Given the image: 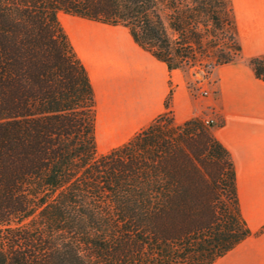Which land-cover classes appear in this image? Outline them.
<instances>
[{"label": "trees", "instance_id": "obj_1", "mask_svg": "<svg viewBox=\"0 0 264 264\" xmlns=\"http://www.w3.org/2000/svg\"><path fill=\"white\" fill-rule=\"evenodd\" d=\"M60 12L126 26L170 72L242 55L231 0H0V264H213L252 236L214 125L168 110L98 152ZM250 65L264 80V57Z\"/></svg>", "mask_w": 264, "mask_h": 264}, {"label": "crops", "instance_id": "obj_2", "mask_svg": "<svg viewBox=\"0 0 264 264\" xmlns=\"http://www.w3.org/2000/svg\"><path fill=\"white\" fill-rule=\"evenodd\" d=\"M231 2L242 55L214 69L204 99L190 88L187 73L170 72L126 26L64 12L59 20L95 91L101 154L126 144L168 110L176 124L204 116L215 120L214 135L232 156L241 212L253 234L213 264H264V80L250 65L264 57V0ZM111 138L117 142L108 144Z\"/></svg>", "mask_w": 264, "mask_h": 264}, {"label": "rangeland", "instance_id": "obj_3", "mask_svg": "<svg viewBox=\"0 0 264 264\" xmlns=\"http://www.w3.org/2000/svg\"><path fill=\"white\" fill-rule=\"evenodd\" d=\"M185 73H187L190 77V88L194 91L196 97L200 99H204L209 96H202L201 91L207 90L209 93L211 92V85L213 83L212 73L206 75L202 70L200 71L198 68L186 67L182 69ZM203 118H198L203 121ZM100 146L103 147L104 144L102 141L100 142ZM100 154L102 152L98 151Z\"/></svg>", "mask_w": 264, "mask_h": 264}, {"label": "built area", "instance_id": "obj_4", "mask_svg": "<svg viewBox=\"0 0 264 264\" xmlns=\"http://www.w3.org/2000/svg\"><path fill=\"white\" fill-rule=\"evenodd\" d=\"M201 95L202 96H210V93L209 91L207 90H202L201 91ZM204 123L207 124V125H214L215 124V120L213 118H210V117H205L203 119Z\"/></svg>", "mask_w": 264, "mask_h": 264}, {"label": "bare ground", "instance_id": "obj_5", "mask_svg": "<svg viewBox=\"0 0 264 264\" xmlns=\"http://www.w3.org/2000/svg\"><path fill=\"white\" fill-rule=\"evenodd\" d=\"M117 142V139H115V138H111V140L108 142V144H114V143H116ZM106 145H107V143H106ZM98 148H102L101 146H99Z\"/></svg>", "mask_w": 264, "mask_h": 264}]
</instances>
